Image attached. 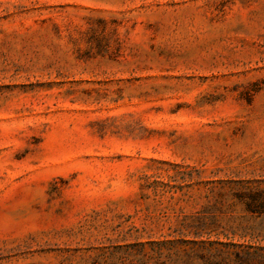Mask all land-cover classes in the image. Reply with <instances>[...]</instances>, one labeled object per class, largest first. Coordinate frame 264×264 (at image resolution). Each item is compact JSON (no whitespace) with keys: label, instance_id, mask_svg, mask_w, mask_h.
<instances>
[{"label":"rangeland","instance_id":"1","mask_svg":"<svg viewBox=\"0 0 264 264\" xmlns=\"http://www.w3.org/2000/svg\"><path fill=\"white\" fill-rule=\"evenodd\" d=\"M245 187L264 0H0V264H152L199 216L256 241Z\"/></svg>","mask_w":264,"mask_h":264},{"label":"trees","instance_id":"2","mask_svg":"<svg viewBox=\"0 0 264 264\" xmlns=\"http://www.w3.org/2000/svg\"><path fill=\"white\" fill-rule=\"evenodd\" d=\"M141 188L149 189L155 195L159 192L150 182L142 184ZM144 195L149 196L146 193ZM237 198L250 214L264 216V188L245 187L237 193ZM187 221L184 218L178 226L169 228L174 239L164 238L154 242L156 255L152 264H194L196 260L202 264H264V235L257 234L256 241L246 243L208 242L206 235L210 236L218 230L214 220L206 222L205 217L199 216L191 222ZM216 245L220 246L210 247ZM146 260L142 258L132 264H147Z\"/></svg>","mask_w":264,"mask_h":264}]
</instances>
